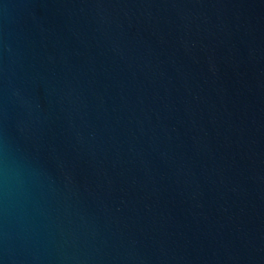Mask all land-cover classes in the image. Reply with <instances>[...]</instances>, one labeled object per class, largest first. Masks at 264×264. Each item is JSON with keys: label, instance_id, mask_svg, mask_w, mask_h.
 <instances>
[{"label": "water", "instance_id": "obj_1", "mask_svg": "<svg viewBox=\"0 0 264 264\" xmlns=\"http://www.w3.org/2000/svg\"><path fill=\"white\" fill-rule=\"evenodd\" d=\"M0 264H264V0H0Z\"/></svg>", "mask_w": 264, "mask_h": 264}]
</instances>
